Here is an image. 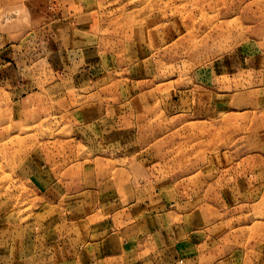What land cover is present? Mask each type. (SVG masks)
Instances as JSON below:
<instances>
[{
	"label": "rangeland",
	"instance_id": "374dc122",
	"mask_svg": "<svg viewBox=\"0 0 264 264\" xmlns=\"http://www.w3.org/2000/svg\"><path fill=\"white\" fill-rule=\"evenodd\" d=\"M197 211L264 264V0H0V264Z\"/></svg>",
	"mask_w": 264,
	"mask_h": 264
},
{
	"label": "crops",
	"instance_id": "0c3cea01",
	"mask_svg": "<svg viewBox=\"0 0 264 264\" xmlns=\"http://www.w3.org/2000/svg\"><path fill=\"white\" fill-rule=\"evenodd\" d=\"M178 214L149 215L141 221L121 219L119 227L111 229L109 223L89 224L86 233H63L68 241L75 239L76 249L23 250L15 256L22 258L21 264H145L140 259L147 256L157 258L151 264H178L182 257L208 256L199 248L200 223L205 217L199 211ZM15 261L19 264L18 259Z\"/></svg>",
	"mask_w": 264,
	"mask_h": 264
}]
</instances>
